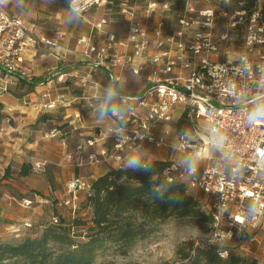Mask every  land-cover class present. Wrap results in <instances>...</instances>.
<instances>
[{
  "label": "built area",
  "instance_id": "2783aa9c",
  "mask_svg": "<svg viewBox=\"0 0 264 264\" xmlns=\"http://www.w3.org/2000/svg\"><path fill=\"white\" fill-rule=\"evenodd\" d=\"M100 1L77 0L79 11H74L69 0L68 10L90 27L89 35L78 39L83 61L92 69L104 71L103 79H95L92 73L76 75L77 87L82 93H105L101 106L107 109L110 125L80 137L65 155L66 160L81 169L106 162L119 169L130 167L135 157L170 146L169 134H174L175 153L194 163L172 161L164 172L166 180L184 182L199 193L210 217L209 236L196 245L218 246L220 255L226 257L229 245L237 244L240 251L251 253L264 264L261 7L250 11L244 0H235L239 7L231 11L226 7L230 0H183L185 6L172 14L175 9L167 3H149L138 20L135 7L124 4L120 14L128 23L127 29L116 35L104 30L107 19L89 18V11ZM221 1L225 6H219ZM5 2L0 0V97L9 93L18 79H32L31 70L23 65L28 52L45 47L61 60L60 42L65 37L59 31L51 37L35 35L24 19L6 11ZM219 18L229 29L239 28L242 33L239 48L226 51V58L218 55V43L227 40V32L213 31V23ZM99 32H103L100 40L96 37ZM123 73L137 77L142 88L132 94L123 92ZM64 78L62 74L57 80L65 82ZM48 96V92L41 94L42 98ZM52 106V102L43 103L42 109ZM257 112L262 115L251 118ZM82 114L78 110L73 116L81 120ZM182 116L190 121V132L177 129L176 122ZM198 121L208 125L206 139L200 136ZM61 134L54 129L47 136ZM44 164L36 162L31 169L38 173ZM89 187L85 177L71 179L67 185L70 195L59 206L74 213L80 202L79 191L86 190V197ZM24 202L31 204L29 199ZM59 220L55 215L49 223L55 225Z\"/></svg>",
  "mask_w": 264,
  "mask_h": 264
},
{
  "label": "trees",
  "instance_id": "16d2710c",
  "mask_svg": "<svg viewBox=\"0 0 264 264\" xmlns=\"http://www.w3.org/2000/svg\"><path fill=\"white\" fill-rule=\"evenodd\" d=\"M56 1L63 9L69 7V0ZM244 1L248 10L258 8L256 0ZM261 10L264 13V7ZM35 80L18 79L23 94L34 90ZM73 94L80 96L81 90L76 88ZM47 120H54L53 115L42 113L37 123ZM66 126L67 123H60L58 130ZM176 126L182 132H190L192 128L185 116ZM171 163L154 159L131 167L108 169L90 182L82 203L89 211L88 218L59 217L58 224L46 223L38 234L0 242V264H92L102 249L113 247L119 254H125L137 242L156 236L170 219L209 223L208 213L188 192L185 183L166 180L164 172ZM31 173V163H22L18 176ZM44 173L50 188L54 187L52 171L46 168ZM7 174L8 171L4 178ZM220 251L218 246L200 248L188 242L177 251L178 264H263L242 252L230 250L228 256L222 257Z\"/></svg>",
  "mask_w": 264,
  "mask_h": 264
},
{
  "label": "crops",
  "instance_id": "0c3cea01",
  "mask_svg": "<svg viewBox=\"0 0 264 264\" xmlns=\"http://www.w3.org/2000/svg\"><path fill=\"white\" fill-rule=\"evenodd\" d=\"M49 6L42 4L40 0H6L5 2L6 11L24 19L28 28L35 35L51 37L56 34L52 29L43 28L37 24L38 19L41 18L52 20V16L46 15L47 12L50 13L53 10ZM55 18H58V14ZM68 26L65 25L68 32H63L65 37L60 42L59 54L63 57L61 60L57 59L55 52L53 53L45 47H38L25 55L23 65L31 70L32 77L37 81L34 90L31 93L23 94L24 90L20 89L16 82L9 93L0 97L2 105L0 107V219H5L3 223L7 225L14 224L10 220H13L15 215L29 214L32 210L31 206L26 207L18 204L14 196L15 193L5 190L4 184L12 190L15 189L17 194H23V199H30L34 202L40 199L39 201L42 202L39 194L29 191L38 190L45 194V192L59 187L66 189L67 182L74 177L86 178L85 174L92 173L87 177L91 182L108 169L115 168L111 162H106L81 169L67 162L65 158V155L73 150L71 147L73 139L77 142L80 137L89 136L95 128L110 125L107 109L101 106L105 93L97 92L95 94L92 91L82 93L81 91V95L78 96L63 91L68 88V86H64L67 82L66 79H75L76 75L92 73L95 79L104 78L102 69H92L85 64L81 57L78 36L73 34L75 29L73 27L69 29ZM104 30L108 31L106 27ZM81 31L82 36L89 35L90 27L85 25ZM78 34L80 35V32ZM102 35L103 32L96 33L97 39L100 40ZM62 74H65V82L57 80L58 76ZM132 80L135 84L131 82ZM120 84L122 91L127 94L138 92L143 86L137 77L128 73L122 74ZM43 92L49 93L48 98L41 97ZM85 94L91 99L87 101L83 96ZM49 102L53 103L51 109L43 110L42 104ZM78 110L83 113L81 120H77L73 116ZM42 113H48L53 117L58 115L57 117L63 120L62 123H67L64 130H59L63 134L53 138L48 137L47 134L51 130L48 132L45 128H48L46 126L52 123V120L37 123ZM172 137L174 139V134H169V139H171L168 140L169 144L172 142ZM165 158L161 151L141 154L132 159L130 167L142 164V162ZM39 161L46 162L42 173L35 175L32 172L25 177L18 176L22 163L29 162L32 168V164ZM190 162L194 163V161ZM190 162L188 164H191ZM49 166H53L54 187L51 188L44 177V171L46 168L50 169ZM6 171L8 174L4 178ZM66 214L67 218L73 215L70 210Z\"/></svg>",
  "mask_w": 264,
  "mask_h": 264
},
{
  "label": "rangeland",
  "instance_id": "374dc122",
  "mask_svg": "<svg viewBox=\"0 0 264 264\" xmlns=\"http://www.w3.org/2000/svg\"><path fill=\"white\" fill-rule=\"evenodd\" d=\"M40 1L44 5H50L49 7L53 9L50 13H46V15L52 16V20L49 21L47 18L38 19L39 21L37 24L41 25L43 28H50L53 32L56 33L58 31H67L65 25H70L68 26L69 29L72 27L75 29L73 34H77L78 40L82 37L81 28L83 29L85 25L86 27H89V25L86 24L82 19L71 13L68 8H61L56 0ZM149 3H157L158 5L167 3L170 7H175V10H173L172 14L176 13L179 8L185 6L183 0H101L99 2V5L93 7L89 11V18L91 20L105 18L108 21L106 29L109 32H113L116 35L123 34L125 33L128 24L124 17L120 14V10L124 7V4L127 6L135 7L136 17L138 20H140L143 9H145V6H147ZM256 3L258 7H264V0H256ZM219 6L225 5L221 1ZM197 7L204 8L203 5H197ZM226 7L227 9L233 11L237 9L239 5L235 0H230L228 6L226 5ZM41 14H44V12H41ZM56 14H58V18H55ZM169 14H171V12ZM171 21L172 19L170 18L169 22ZM213 26V31L216 34L227 32V40L218 43V55L222 56V58H226V54L228 53L226 51H231L233 49L236 50L239 48L242 42V33L240 32L239 28L229 29L228 26H226V21L222 18H219L217 21H215L213 23ZM78 32H80V35L78 34ZM66 80L67 82L65 83V85H63L68 86V88H66V90L64 89L63 91L72 94L73 91L77 88L75 84V79L67 78ZM131 82L135 84L134 80H132ZM57 116L54 117L52 123H49L46 126L48 128L45 129L48 130V132L50 130L52 131L54 129H57L58 125L63 122V120ZM198 127H200L199 132H201V138L206 139L207 135L204 133L207 131L206 128H208V125L206 123H203L202 121H198ZM173 141L174 139L172 137V142H170V146L160 150L162 152L163 157H166L165 159L170 161L182 160L184 162L189 163L190 160L188 161L184 158H180L175 153L174 148H172ZM75 144L76 141L73 139L71 141V147L74 148ZM190 163L193 164L192 162ZM45 164L43 168L45 167ZM32 165H34V163ZM49 168L51 171H53V166H49ZM42 170L38 173H35L31 169V172H33L32 174L39 175L40 173H42ZM90 175H92V173L84 175L86 176V181L88 182H90V179H88L87 177ZM69 181L67 182V185ZM67 185L66 189L59 187L51 189V191H47L45 192V194L38 190H30L29 192H35L39 194L41 196L42 202L39 201L40 199L35 202L31 201V204L28 206L27 203L24 202L25 199H23V194H17L15 189L12 190L7 187L6 184H4L3 187L5 190L9 191L10 193H15L14 196L16 197V201L18 202V204L26 207L31 206L32 211L29 214L19 213L15 215L13 220L8 219L14 222V224L12 225L4 224L3 221L5 219H0V242L10 240L14 241L18 238L26 237L28 235L38 234L43 229V225L49 223L50 219H52L55 215L67 219L66 213L69 212V210L70 213H72V209H68L64 206H59L61 205L60 202L69 197L70 195V193H68L67 191ZM188 192L201 202L202 198L200 197L199 193L197 194L190 189H188ZM85 193L86 190L79 191L80 202L77 203L78 208L72 214L78 215L86 219L89 217V211L82 207V203L86 198L84 195ZM210 225V222L195 224L187 220L173 218L172 220H168L161 227L160 231L156 234V236L137 242L125 254H119V252L113 247H107L105 249H102L92 264H163L164 262H168L169 264H178L180 260V255L177 252L178 249L185 246V244L188 242H194L199 244L204 243L209 236ZM237 246V244L229 245L231 252H242L240 251V249L237 248ZM251 247L253 248L254 245L251 244ZM242 253H244L246 256L252 257L251 253Z\"/></svg>",
  "mask_w": 264,
  "mask_h": 264
},
{
  "label": "clouds",
  "instance_id": "9594fccd",
  "mask_svg": "<svg viewBox=\"0 0 264 264\" xmlns=\"http://www.w3.org/2000/svg\"><path fill=\"white\" fill-rule=\"evenodd\" d=\"M71 2H72L73 10H74V11H79V9L76 7L77 0H71ZM89 2H91V0H89ZM260 115H262V114L259 113V112H257V113H254V114L252 115L251 118L255 119V118H257V117L260 116Z\"/></svg>",
  "mask_w": 264,
  "mask_h": 264
}]
</instances>
